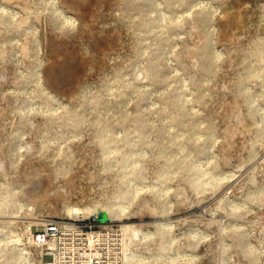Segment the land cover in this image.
I'll return each mask as SVG.
<instances>
[{
    "label": "rangeland",
    "instance_id": "1",
    "mask_svg": "<svg viewBox=\"0 0 264 264\" xmlns=\"http://www.w3.org/2000/svg\"><path fill=\"white\" fill-rule=\"evenodd\" d=\"M0 264H264V0H0Z\"/></svg>",
    "mask_w": 264,
    "mask_h": 264
}]
</instances>
